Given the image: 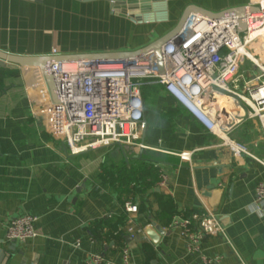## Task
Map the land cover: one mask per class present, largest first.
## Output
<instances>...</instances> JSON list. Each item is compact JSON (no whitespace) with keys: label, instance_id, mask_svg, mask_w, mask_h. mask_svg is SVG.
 <instances>
[{"label":"crops","instance_id":"1","mask_svg":"<svg viewBox=\"0 0 264 264\" xmlns=\"http://www.w3.org/2000/svg\"><path fill=\"white\" fill-rule=\"evenodd\" d=\"M164 1L167 20L139 23L113 13L107 0H0V50L45 56L56 49L57 57L136 50L171 32L191 6L220 12L256 0ZM44 80L37 66L0 67V249L11 255L7 264H87L90 253L121 264L122 247L134 264H264V216L250 211L256 186L264 182L263 165L230 156L160 85L144 91L141 145L72 154L46 131L40 106L51 95ZM230 135L249 145L259 138L252 119ZM255 152L264 157L262 142ZM118 170L121 179L112 183L108 175L119 176ZM121 185L136 186L138 193H120ZM127 199L139 205L138 240L131 243L118 235H129L126 220L120 225ZM208 212L220 219L225 236L209 234L200 253L190 252L173 222ZM26 213L37 216L38 235L8 241V221ZM155 225L166 231L157 243L145 231Z\"/></svg>","mask_w":264,"mask_h":264},{"label":"built area","instance_id":"2","mask_svg":"<svg viewBox=\"0 0 264 264\" xmlns=\"http://www.w3.org/2000/svg\"><path fill=\"white\" fill-rule=\"evenodd\" d=\"M246 7L243 30L234 13L214 18L190 13L161 46L162 69L155 50L129 57L50 62L57 101L47 94L41 102L46 131L64 142L72 154L113 144L141 145L146 130L144 90L160 85L221 140L219 146L230 156H247L264 166V157L255 152L260 142L264 145V68L250 55L261 59L260 53L264 52V0ZM252 7L257 10L252 11ZM254 44L260 47V53L255 51ZM51 55L57 56V50L53 49ZM247 119L256 122L259 133L258 140L251 145L230 135ZM166 184L168 175L161 171L160 185ZM123 211L126 232L135 236L139 205L127 199ZM250 211L264 216V182L256 186ZM37 219L28 213L12 217L6 227V239L24 243L36 237ZM173 223L180 226L190 252L200 253L209 234L225 236L220 219L211 212ZM120 253L121 264H134L128 247H122ZM86 262L113 264L101 253H90ZM241 263L245 264L244 260Z\"/></svg>","mask_w":264,"mask_h":264},{"label":"water","instance_id":"3","mask_svg":"<svg viewBox=\"0 0 264 264\" xmlns=\"http://www.w3.org/2000/svg\"><path fill=\"white\" fill-rule=\"evenodd\" d=\"M35 2H43V0H33ZM110 2L111 11L113 13H117L125 18L133 22L139 23H153L165 21L168 18V12L166 8V3L164 0H107ZM247 7H237L232 8L230 10H224L220 12H213L206 9H203L198 6L189 7L181 19V22L178 24L176 28H174L171 32H169L164 37L159 40L136 50L129 51H115V52H97L90 54H75V55H65V56H53V55H43V56H21L16 54H10L5 51L0 50V67L10 66L16 67L18 65L21 66H37L41 69L43 76L46 80L50 95L54 102L57 101L56 88L51 76V72L49 70V63L55 60H63V61H74L85 58H93V57H129V56H137L146 52L148 50H155L158 55V60L161 65V55L160 49L161 46L173 35L175 34L181 25L183 24L186 17L192 13H199L209 17H220L227 13L237 14L240 18L241 30L244 29L243 17ZM252 11L257 10L256 7L250 8ZM147 236L154 242L157 243L160 240L162 235L166 234V231L162 229L160 226H149L146 228ZM125 240L128 243L133 241H137L138 237L126 235L124 236ZM10 254L3 252L0 249V264H7Z\"/></svg>","mask_w":264,"mask_h":264},{"label":"trees","instance_id":"4","mask_svg":"<svg viewBox=\"0 0 264 264\" xmlns=\"http://www.w3.org/2000/svg\"><path fill=\"white\" fill-rule=\"evenodd\" d=\"M152 87H147V88H145V90L144 91H146V90H148V89H151ZM128 172V171H127ZM157 172V171H156ZM155 171H154V173H156ZM117 173L119 174V176H116V177H114V175H113V173H109V175L107 174V173H102L101 174V176L103 177V178H106V177H108L109 176V178L111 179L110 181H112V183H114L116 180H119V178H120V174L122 173V171H120V170H118L117 171ZM116 173V174H117ZM108 175V176H107ZM135 176V175H134ZM134 176H129L130 177V182H131V180H132V178H135ZM121 179V178H120ZM127 179V178H126ZM152 180H154L153 178L151 179V182H146L145 183V186L144 187H142L143 189H141V190H145L148 186H149V184H151L152 183ZM130 182H127L128 184L127 185H129L130 184ZM117 186L116 188L120 191V193H122L123 191H127L128 193L129 192H131V193H133V194H136V193H138V189H136V186H133V188H129L128 186ZM125 220H126V215H124V213L122 214V216H121V224L120 225H122V224H124L125 225ZM123 226V225H122ZM121 226V227H122ZM118 235L120 236V238H123L124 237V232H123V230L122 231H119L118 232Z\"/></svg>","mask_w":264,"mask_h":264},{"label":"bare ground","instance_id":"5","mask_svg":"<svg viewBox=\"0 0 264 264\" xmlns=\"http://www.w3.org/2000/svg\"><path fill=\"white\" fill-rule=\"evenodd\" d=\"M254 47H255V51H256V52H258V53L261 52V50H259L260 47L258 48V45L254 44ZM261 54L264 55V52H262ZM250 55H251L252 58L255 60V62H257L258 65H261V66L264 68V63H263L260 59H256L255 56H253L252 53H251ZM230 106H232V105L230 104Z\"/></svg>","mask_w":264,"mask_h":264},{"label":"rangeland","instance_id":"6","mask_svg":"<svg viewBox=\"0 0 264 264\" xmlns=\"http://www.w3.org/2000/svg\"><path fill=\"white\" fill-rule=\"evenodd\" d=\"M151 98H152V97H151ZM151 98H150V96H149V97L147 96V99H148V100H147V101H148L147 103H148V104H149V103H152Z\"/></svg>","mask_w":264,"mask_h":264}]
</instances>
